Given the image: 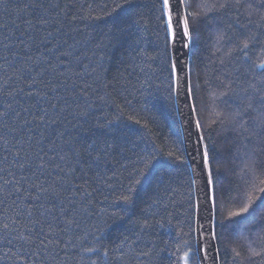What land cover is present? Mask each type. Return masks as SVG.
I'll use <instances>...</instances> for the list:
<instances>
[{
  "label": "snow or ice",
  "instance_id": "obj_1",
  "mask_svg": "<svg viewBox=\"0 0 264 264\" xmlns=\"http://www.w3.org/2000/svg\"><path fill=\"white\" fill-rule=\"evenodd\" d=\"M124 3L131 6L132 0ZM9 6L10 0H0L5 11ZM192 6V0H151L158 46L147 59L157 65L169 107L184 117L181 147L167 152V159L181 176L190 175V188H198L192 209L199 231L190 227L185 235L191 239L184 241L183 255L169 253V260L220 264L226 240L241 229L264 231V186L256 189L261 195L253 193L243 203L246 194L230 195L229 179L234 172L229 165L241 153L248 160L247 168H264V60L254 59L257 50H264V0H217L210 9L213 19L226 21L243 38L233 43L226 32L217 36L218 42L232 46L221 49L213 73L220 91L212 96L228 106L213 121L216 127H202V109L198 111L201 89L211 81L206 69L197 71L188 55L207 15L189 11ZM123 7L116 4L107 15ZM16 10L25 30L0 39V261L69 264L75 257L79 264H140L141 256L159 257L166 249L155 243L149 242L150 250L133 248L144 243L143 236L153 227L147 218L133 217L141 204L146 205L142 212L152 209V217L158 208L167 210L165 200L175 178L167 168L149 176L165 153H158L154 144L149 148L143 136L132 138L110 127L122 119L118 104L114 119L94 125L107 130L103 135L84 140L77 135L89 119H95L97 101L114 103L103 65L97 71L82 64L81 41L75 35L81 33L77 20L101 17L84 15L78 0H25ZM143 22V13L130 7L128 19L121 23L132 27ZM122 33L118 26L109 28L105 40L119 42ZM137 44L133 40L128 47L135 52ZM96 47L103 50L106 44L101 41ZM127 120L140 123L133 116ZM218 137L223 148L218 147ZM146 180L152 187L141 193ZM113 192L118 196L110 199ZM222 200L242 206L225 213ZM118 221H131L134 228L126 230L131 236L122 233L114 241L109 229Z\"/></svg>",
  "mask_w": 264,
  "mask_h": 264
},
{
  "label": "trees",
  "instance_id": "obj_2",
  "mask_svg": "<svg viewBox=\"0 0 264 264\" xmlns=\"http://www.w3.org/2000/svg\"><path fill=\"white\" fill-rule=\"evenodd\" d=\"M24 3L25 0H10L7 11L0 7V39L9 35L10 32L18 34L25 30L26 26L20 18L22 14L16 10L18 7H23ZM216 3L217 0H192L193 6L189 9V11H200L207 14L200 26V36L194 42L193 51L190 52L191 62L196 65V70L206 69L207 78L211 81L207 89L202 87L198 102V111L202 109L200 117L202 127L217 121L219 114L226 112L228 107L212 96L213 91H220L216 87L219 81L214 79L213 73L219 63L222 54L221 49L232 46L226 41L218 42L217 36L226 32L227 35L231 36L233 43L243 39L234 29L228 28L226 21L220 18L213 19V12L210 9ZM116 4H123L124 7L117 9L111 16L107 15L108 12H112ZM150 6L151 0H132L131 6L125 4L124 0H78V8H82L84 15L90 14L93 17H101L100 20L96 21H76V25L81 29L80 34H75L76 39L81 41L78 45V54L82 64L88 65L89 70L95 67L97 71H101L99 66L103 65L104 78L110 85L107 91L112 93L114 103L110 101L108 105H104L103 102L97 101L98 106L92 112L95 119H89V122L83 125V129L77 132V135L82 140L92 137L93 134L96 136L103 135L107 130L96 128L94 125L97 121L104 123L106 118L114 119L118 115L116 109L118 104L120 105V112L123 113L122 119L118 125L110 127L116 128L118 132H128L132 138L143 136L144 142L148 143L149 148L154 144L158 153L159 151L165 153L164 156L155 161L149 176H153L157 170L167 168L169 175L175 178L171 186L172 191L168 193V198L165 200L168 205L167 210L158 208L155 210L157 215L152 217L150 215L152 209H149L148 212L141 211L146 205L141 204L137 208L133 219L147 218L153 227L148 234L143 236L144 243L134 244L133 248L136 252L150 250V247L147 246L149 242L155 243L159 248L166 250L161 251L159 257H152L151 260L143 256L139 257L140 264H175L174 261L169 260V253L174 256H182L185 250L184 241L191 239L185 233L189 232L190 227L195 229L196 213L192 209L195 193L194 185L190 188L187 183L191 178L190 175L185 173L181 176L174 171L176 166H170L171 162L166 156L167 152L181 147L180 141L183 140V135L178 111L169 107L161 87V81L157 78V65L147 59L155 55L158 46V39L155 34L157 24L150 11ZM130 7L143 13V23L132 25V27L121 23L128 19ZM17 24L20 25L19 29L15 27ZM4 25H7L6 30ZM221 25L223 26L221 27ZM116 26L123 29V38L119 42L112 41L109 43L105 40L104 33L109 28ZM133 40L138 41V44L135 45V52L128 47ZM101 41L106 44L103 50L96 47V44ZM71 42L72 40L69 39V43ZM254 59L258 62L264 60V50H257ZM85 79L89 82L92 81V77H85ZM100 94L103 95V90ZM126 100L131 101L130 106L126 104ZM128 116H133L140 123L135 124L128 121ZM213 126L216 127L217 125L213 124ZM217 131H219L218 127ZM218 141V147L223 148L225 146L223 140L218 137ZM247 164L248 160L241 153L229 165L230 168H234V172L229 173V179L233 182L231 184L233 192L230 195L236 196L238 192L246 194L243 195V203H247L248 198L253 196V193L261 195L256 189L258 186H264L260 184V181L264 180V168L249 169L246 167ZM89 174L91 175V173ZM151 187L150 180H146L141 185L140 191L143 193L150 190ZM116 196L118 193L113 192L110 194V199ZM189 197H191V202ZM100 199L102 200L103 197ZM241 206L242 203L221 201V208L225 213L236 211ZM99 207H103V204H100ZM157 220L161 222L156 223ZM133 228L131 221L127 223L118 221L112 224L109 231L112 233V240L116 241L122 233L131 236V232L126 230ZM132 239L135 237L133 236ZM254 252L260 253V255H253ZM236 253L239 255L237 256ZM93 258L95 259V257ZM219 259L220 264H262L264 262V231H260L256 227L251 230L241 229L231 237L230 241L226 240L221 245ZM0 264H5V262L0 261ZM69 264H79V260L74 257V260L70 261Z\"/></svg>",
  "mask_w": 264,
  "mask_h": 264
},
{
  "label": "water",
  "instance_id": "obj_3",
  "mask_svg": "<svg viewBox=\"0 0 264 264\" xmlns=\"http://www.w3.org/2000/svg\"><path fill=\"white\" fill-rule=\"evenodd\" d=\"M185 52H188V50H183ZM188 55L190 56V52H188ZM177 111L179 112V110L177 109ZM185 112L187 111L186 109L184 110ZM178 117H179V121H180V124H181V121L184 119L183 116L179 115L178 114ZM181 129H182V135H183V139H184V128L181 126ZM194 193H195V200L198 196V188H197V185H194ZM205 227H207V224L205 223ZM195 229L197 231H199V223H197V218H196V223H195ZM206 235V234H205Z\"/></svg>",
  "mask_w": 264,
  "mask_h": 264
}]
</instances>
